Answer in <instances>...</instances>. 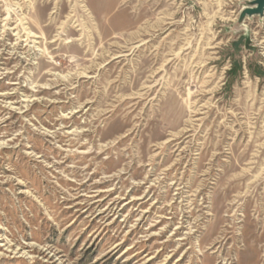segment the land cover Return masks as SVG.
Masks as SVG:
<instances>
[{
  "label": "rangeland",
  "instance_id": "374dc122",
  "mask_svg": "<svg viewBox=\"0 0 264 264\" xmlns=\"http://www.w3.org/2000/svg\"><path fill=\"white\" fill-rule=\"evenodd\" d=\"M250 1L0 0V264H264Z\"/></svg>",
  "mask_w": 264,
  "mask_h": 264
},
{
  "label": "water",
  "instance_id": "95a60500",
  "mask_svg": "<svg viewBox=\"0 0 264 264\" xmlns=\"http://www.w3.org/2000/svg\"><path fill=\"white\" fill-rule=\"evenodd\" d=\"M255 15H264V0H251L249 5L242 9L241 20Z\"/></svg>",
  "mask_w": 264,
  "mask_h": 264
},
{
  "label": "trees",
  "instance_id": "16d2710c",
  "mask_svg": "<svg viewBox=\"0 0 264 264\" xmlns=\"http://www.w3.org/2000/svg\"><path fill=\"white\" fill-rule=\"evenodd\" d=\"M236 70L238 69V68H241V65H237L236 63H235V67H234ZM264 73V71H258V75H262Z\"/></svg>",
  "mask_w": 264,
  "mask_h": 264
}]
</instances>
